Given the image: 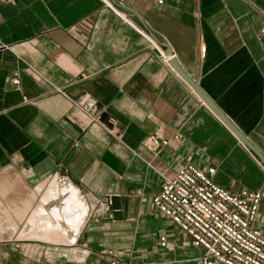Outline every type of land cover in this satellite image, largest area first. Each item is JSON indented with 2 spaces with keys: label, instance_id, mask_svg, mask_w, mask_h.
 <instances>
[{
  "label": "crops",
  "instance_id": "1",
  "mask_svg": "<svg viewBox=\"0 0 264 264\" xmlns=\"http://www.w3.org/2000/svg\"><path fill=\"white\" fill-rule=\"evenodd\" d=\"M111 2L0 0V264H199L208 252L153 203L163 182L193 162L264 193V165L160 53L264 155V0ZM66 186L80 227L55 219Z\"/></svg>",
  "mask_w": 264,
  "mask_h": 264
},
{
  "label": "built area",
  "instance_id": "2",
  "mask_svg": "<svg viewBox=\"0 0 264 264\" xmlns=\"http://www.w3.org/2000/svg\"><path fill=\"white\" fill-rule=\"evenodd\" d=\"M103 1L118 12L111 0ZM259 36L264 40V26ZM205 49L202 47L201 51L205 52ZM160 53L168 61L169 57ZM12 83L19 84L17 75ZM178 139L181 137H174V140ZM145 144L155 149L168 145L169 140L151 136ZM214 173V168L203 169L193 162H186L172 178L163 182L154 196L156 209L189 235L196 247L208 252L207 256L200 258L199 264H264V232L256 224L263 191L234 194L214 183ZM166 244V238L162 237L160 245L165 247ZM108 256H113L111 251ZM109 264L128 263L111 258Z\"/></svg>",
  "mask_w": 264,
  "mask_h": 264
},
{
  "label": "water",
  "instance_id": "3",
  "mask_svg": "<svg viewBox=\"0 0 264 264\" xmlns=\"http://www.w3.org/2000/svg\"><path fill=\"white\" fill-rule=\"evenodd\" d=\"M154 37V36H153ZM165 47V55L169 57L168 63L173 69L181 76V78L196 92L201 100L222 120V122L236 135V137L249 148V150L258 158L261 164L264 165V155L248 140V138L231 122V120L223 113V111L207 96V94L201 89L199 84L191 78L185 70L177 62L176 58L172 54L169 47ZM110 115L107 113L102 114L100 117L101 121L106 123L109 127Z\"/></svg>",
  "mask_w": 264,
  "mask_h": 264
},
{
  "label": "bare ground",
  "instance_id": "4",
  "mask_svg": "<svg viewBox=\"0 0 264 264\" xmlns=\"http://www.w3.org/2000/svg\"><path fill=\"white\" fill-rule=\"evenodd\" d=\"M62 183V182H61ZM52 187H54V185H52ZM51 189V188H50ZM67 190V191H66ZM54 191V190H53ZM70 191L68 194L69 196L67 197V199L64 200V202H57V204L55 205V202L53 201V204L55 205L54 207V214L56 215L57 218H55L56 220H62V221H66V223L70 224L71 226H74V227H80L79 223H80V220H81V216L83 215L84 213V209H83V204L82 202L79 201V198L76 196V192L71 188L69 187L68 189V186L64 187V190L63 192L66 193ZM59 194V193H58ZM60 195V194H59ZM57 196V195H56ZM59 197V196H58ZM63 198V197H62ZM54 199V198H53ZM56 200V199H55ZM60 200V199H58ZM50 201V200H49ZM52 203V202H50ZM52 206V205H51ZM53 208V207H52ZM7 209V208H6ZM40 209V208H39ZM38 209V210H39ZM51 209V208H50ZM40 212L39 213H46L47 210L46 209H43L41 208L39 210ZM61 211L63 213H65L66 217L63 218V214H61ZM84 216V215H83ZM60 217V218H58ZM11 219V218H10ZM44 218H40L41 220V228L43 229V232H40L39 231V235L42 237L43 235H46L47 234V230H48V224H43L44 221H43ZM47 219V218H46ZM32 222V221H31ZM34 222V221H33ZM51 222H53L51 220ZM83 223V222H82ZM33 224V223H32ZM15 226V225H14ZM13 227V226H12ZM76 229V228H75ZM26 230V229H25ZM38 230V229H37ZM51 230V229H50ZM52 230H54V237H55V241H63L64 240V235L62 233V230L60 229L59 226H55L54 228H52ZM35 231V230H34ZM33 232V231H32ZM31 232V234H32ZM36 232V231H35ZM37 233V232H36ZM50 234V233H49ZM34 235V234H33ZM36 235V234H35ZM22 237V236H21ZM49 237V236H48ZM34 238V237H33ZM36 238V237H35ZM70 240V239H69ZM58 243V242H57Z\"/></svg>",
  "mask_w": 264,
  "mask_h": 264
}]
</instances>
